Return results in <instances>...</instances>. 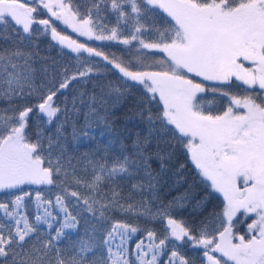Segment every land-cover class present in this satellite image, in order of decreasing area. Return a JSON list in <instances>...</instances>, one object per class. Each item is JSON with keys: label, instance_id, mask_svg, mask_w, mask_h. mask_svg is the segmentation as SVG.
I'll list each match as a JSON object with an SVG mask.
<instances>
[{"label": "snow or ice", "instance_id": "obj_1", "mask_svg": "<svg viewBox=\"0 0 264 264\" xmlns=\"http://www.w3.org/2000/svg\"><path fill=\"white\" fill-rule=\"evenodd\" d=\"M90 3L81 12L73 0H0V31L12 28L25 44L50 34L83 61L74 74L65 69L57 84L38 89L32 54L22 47L0 49V100L10 103L0 109V193L14 197L0 200V264H190L179 250L184 244L201 249L205 264H264V0ZM155 10L170 18L165 26L143 23ZM104 12L115 16L116 27L103 23ZM45 13L47 18H40ZM53 18L88 40L129 46L135 61L117 62L97 47L62 35ZM121 27L127 29L126 35ZM90 57L101 58L123 78L142 86L147 104L161 106L155 122L183 144L203 180L222 195L210 223L189 228L172 217L168 206L153 210L147 202H131V193L121 195L119 181L130 183L137 193L152 187L155 177L144 151L147 138H138L131 151L121 146L111 159L85 156L74 164L62 147L53 156V137L45 146L41 132L30 134L29 120L35 113L45 118V124L57 122L58 143L62 109L55 98L93 71L87 66ZM234 81L252 94H231L228 89ZM209 92L226 101L215 114L205 110ZM33 97L35 104H11ZM143 115L155 128L151 110ZM157 158L163 160L159 154ZM81 164L79 171L85 175H77ZM25 185L51 186L48 190L55 188L56 193L46 198L42 189L33 192ZM26 200L32 205L31 218ZM115 208L159 221L163 234L117 221L108 229L94 228L67 250L61 247L65 230L77 228L81 213L100 222ZM242 223L243 231L237 227Z\"/></svg>", "mask_w": 264, "mask_h": 264}, {"label": "trees", "instance_id": "obj_2", "mask_svg": "<svg viewBox=\"0 0 264 264\" xmlns=\"http://www.w3.org/2000/svg\"><path fill=\"white\" fill-rule=\"evenodd\" d=\"M73 5L79 7L81 12H84L87 7H91L90 0H73ZM102 15L103 23L108 28L117 26L113 14L104 12ZM168 19L170 18H167L166 13H163L162 10H155L143 23L148 27L154 25L159 28L165 26ZM56 26L62 34L72 36L69 30ZM119 31L124 35L127 34V29L123 27ZM74 38L83 42L78 37ZM89 45L97 47L98 50L109 55L110 59L115 57L117 62L122 60L129 63L136 59L133 53L128 51L129 46L117 41H99V43L92 42ZM14 47H22L26 52L32 54L31 66L34 69V84L38 89L45 85L57 84L63 79L65 69L68 70L69 75L74 74L83 62L76 53L53 41L49 34L35 36L31 44H25L20 41L19 36L12 28L0 31V49ZM89 59L92 63L87 66L92 67L93 71L88 76L79 77L73 81L68 89L63 90V95H58L55 98L56 104L62 109L58 122L63 127L58 143L55 139L57 122L51 125L45 124V118L35 113L29 120L30 134L35 137L37 132H41L45 138V146L48 143L47 138L53 137V156L57 155L62 147L65 158L71 157L74 164L77 161H83L85 156L95 159L106 155L111 159L113 154L120 151L121 146L131 151L133 143L138 138H147L148 143L144 151L150 157L148 163L155 177L152 187L145 189L142 193H137L131 190L130 183L119 181L121 195L127 197L131 193V202L136 204L147 202L153 210L160 205L168 206L172 217L183 222L189 228L199 229L202 223L206 221L210 223V214L213 211H219L222 195L215 193L209 187L210 182L203 180L198 169L191 162L183 144L177 141L170 131L161 128L159 122H155V116L161 106L154 102L147 104L143 87L123 78L122 74H119L113 66L107 65L106 61L96 57ZM146 62L151 63V59ZM196 79L200 80L199 77ZM246 89L247 86L234 81L228 90L237 96L252 94L251 90L246 91ZM206 100L210 103L206 105L205 110H212L214 114L226 106V101L223 98L219 95L214 96L211 92L206 94ZM36 102L35 97L31 99L17 98L11 104L22 106L26 103L35 104ZM9 106V101L0 100V109H7ZM65 109L66 111H64ZM146 109L151 110L155 128L149 125L146 116L143 115ZM85 132L88 134L84 135ZM157 154L162 156L163 160L158 159ZM80 167L82 164L78 166L77 175H85L79 171ZM138 179L147 183L146 178L138 177ZM50 187L24 186L25 189H30L33 192L36 189H42L46 198H54L56 189L51 188L49 191ZM80 191L85 193L84 189H80ZM105 191H108L107 187H105ZM13 198L10 193H0V200ZM25 203L28 205L31 218L32 205L28 200ZM121 203H125V201L121 200ZM77 219L79 220L77 228L66 229V235L61 240V247L65 250L70 248L74 242L87 238V235L92 234L94 228L108 229L112 223L117 221L131 223L141 229L154 230L158 234H163L164 231V225L159 221L149 219L147 216L128 214L119 208L110 210L108 219L104 221L98 222L87 212L81 213ZM237 227L240 228V225ZM41 235L46 236L47 233L42 232ZM140 235L141 233L137 234V236ZM179 250L190 264H205L201 249H194L184 244L179 246ZM131 251L132 243L129 244L130 254Z\"/></svg>", "mask_w": 264, "mask_h": 264}, {"label": "rangeland", "instance_id": "obj_3", "mask_svg": "<svg viewBox=\"0 0 264 264\" xmlns=\"http://www.w3.org/2000/svg\"><path fill=\"white\" fill-rule=\"evenodd\" d=\"M40 18H47V15H46V13L45 14H43V15H41L40 16ZM53 20H54V18H53ZM54 23H55V26L56 25H58V26H60V27H63L65 30H69L70 31V33H71V35L72 36H70L72 39H75L74 37H78V38H80L81 40H83V42H85V43H87V44H91L92 42H98L99 43V41H96V40H88L86 37H81V36H79V34L78 33H75V32H73L72 31V29L70 28V27H68V26H66V25H63L62 24V22H59V21H55L54 20ZM57 27V26H56ZM57 30L59 31V29H58V27H57ZM60 32V31H59ZM62 34V33H61ZM50 35V34H49ZM62 35H64V34H62ZM69 36V35H68ZM50 37H51V35H50ZM76 40V39H75ZM53 41H55V40H53ZM78 41V40H77ZM57 44H59L57 41H55ZM79 42V41H78ZM101 42H104V41H101ZM60 45V44H59ZM249 66V64L247 63V62H245V67H248ZM127 79V78H126ZM239 82V81H238ZM207 83H211V82H207ZM239 83H242V82H239ZM25 186H33V187H39V188H42V187H46V186H37V185H25ZM246 226V224L245 223H242V224H240V228H243L244 229V227ZM243 229L241 230V231H243Z\"/></svg>", "mask_w": 264, "mask_h": 264}]
</instances>
